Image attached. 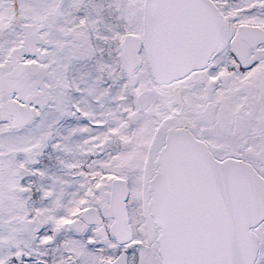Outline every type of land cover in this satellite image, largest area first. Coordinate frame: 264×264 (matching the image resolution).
<instances>
[{
	"label": "snow or ice",
	"instance_id": "snow-or-ice-1",
	"mask_svg": "<svg viewBox=\"0 0 264 264\" xmlns=\"http://www.w3.org/2000/svg\"><path fill=\"white\" fill-rule=\"evenodd\" d=\"M0 264H264V0H0Z\"/></svg>",
	"mask_w": 264,
	"mask_h": 264
}]
</instances>
